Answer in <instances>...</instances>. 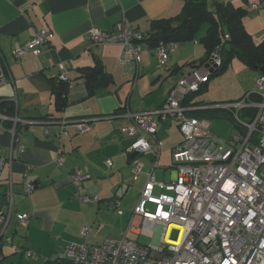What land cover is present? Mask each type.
<instances>
[{"label": "crops", "instance_id": "obj_1", "mask_svg": "<svg viewBox=\"0 0 264 264\" xmlns=\"http://www.w3.org/2000/svg\"><path fill=\"white\" fill-rule=\"evenodd\" d=\"M218 1L246 10L245 30L255 43L264 40V0ZM182 7V0H0V53L12 78L0 88V114L7 117L0 121V156L7 159L0 175V212L6 211L12 190L14 220L18 218L20 224L22 215H30L26 235L21 225L14 232L11 228L15 234L14 245L21 242L19 236H22L26 237L33 257L42 251L56 254L58 249L82 244L84 227L90 231L89 246L106 240L123 241L131 224L124 208L126 195L134 183L141 181V194L147 174L152 171L158 184L174 182L176 172L171 168L170 155L183 141L178 125L172 121L160 124L157 138L151 144L155 149L160 148L158 167L153 169L152 155L140 157L144 170L136 181L131 171V156L127 153L133 140L121 134V129L131 125L128 112L144 113L161 107L178 81L199 65L201 56L206 54L200 45L204 36L198 39L197 35L192 42L176 44L177 49L165 66L155 62L146 44L141 45L138 80L121 64L122 46L90 48L89 36L93 29L112 32L123 22L148 34L153 21L174 18ZM252 13L257 19L251 18ZM41 29L55 36L49 45L42 47L41 55L35 57L29 53L14 59V45L30 42ZM236 60L226 73L210 80L197 101L216 105L239 100L255 90L260 74L245 67L240 60L242 66L234 68L232 64ZM98 62L113 77L114 84L108 83L89 96L79 70L94 67ZM61 63L69 64L70 82L68 106L65 111L57 112L51 87L59 78ZM231 71L234 81L224 82ZM224 84L231 88L226 87L229 91L222 94ZM63 121L69 126V135L61 145L57 135ZM79 122L89 123L91 131L77 133L75 124ZM15 128L16 139L24 146L23 153L15 151L18 145L11 133ZM233 128L232 125L229 141ZM209 130L212 132V122ZM58 158H63L62 166L57 164ZM74 170L88 176L80 192L98 197L99 203L82 205L74 198L77 190L69 180ZM159 170L160 180L156 177ZM27 184L35 187L29 196L24 192ZM156 188L159 187L154 188L153 194ZM112 200L121 202L119 212L108 211V202ZM126 216L127 224H119ZM16 238H19L17 244Z\"/></svg>", "mask_w": 264, "mask_h": 264}, {"label": "built area", "instance_id": "obj_2", "mask_svg": "<svg viewBox=\"0 0 264 264\" xmlns=\"http://www.w3.org/2000/svg\"><path fill=\"white\" fill-rule=\"evenodd\" d=\"M53 37L52 32L41 29L30 42L16 43L12 56L16 60L29 53L39 57L42 47L49 45ZM89 37L90 48L122 46L121 64L129 68L134 79L138 80L142 61L140 46L148 39L147 34L123 22L112 32L93 29ZM176 49L175 43H160L149 51L155 62L165 66ZM219 55L220 50H215L202 68L192 69L183 76L161 107L144 113L128 112L131 125L121 129V134L133 140L127 153L131 156V171L136 181L144 170L140 157L152 155L153 169H157L160 148L155 149L151 144L157 138L161 123L175 121L183 141L170 155L171 168L176 172L174 182L158 184L153 171L149 172L123 241L106 240L100 245L89 246L90 231L84 227L81 233L83 243L68 246L62 257L77 264H264V76L260 75L255 90L238 102L219 103L211 107L184 105L189 96L207 86L211 76L222 67ZM4 63L0 53V88L12 81ZM69 73V64L61 63L59 79L69 83ZM209 108L233 115L234 131L230 141L212 134L210 121L190 115ZM6 119L0 114V121ZM14 121L17 122L16 119ZM65 123H61L62 130L57 135L61 145L69 135V126ZM75 125L79 134L91 131L89 123ZM11 133L18 145L15 151L23 153L24 146L16 139V128ZM6 161L5 156H0V175ZM56 162L62 166L64 161L58 158ZM87 179L88 176L80 170L71 172L69 180L77 190L74 198L82 205L99 203L98 197L80 192L81 184ZM24 187L27 196L35 190L31 184ZM155 187L172 196H154ZM8 196V207L5 212H0V240L10 245L13 243L11 224L16 210L12 190ZM108 209L119 212L121 202L109 201ZM134 221H138V225ZM28 223L30 215H22L19 225L28 228ZM156 233H159L157 245L143 246L129 239L131 234L154 238ZM22 250L19 249L20 254ZM22 253L31 256L25 250Z\"/></svg>", "mask_w": 264, "mask_h": 264}, {"label": "trees", "instance_id": "obj_3", "mask_svg": "<svg viewBox=\"0 0 264 264\" xmlns=\"http://www.w3.org/2000/svg\"><path fill=\"white\" fill-rule=\"evenodd\" d=\"M182 1H184V7H182L183 9L178 16L153 21L152 31L147 34L148 39L145 40L142 45L146 44L147 47L153 49L160 43L184 44L192 42L202 28L207 26L206 34L200 40V45L204 47L206 54L199 62V65L192 69L202 68L204 64L209 62V56H211L215 50L219 49V56H221L223 65L211 76V80L223 75L234 59L240 60L245 67L264 76V40L259 44L255 43L245 30L243 20L244 17L247 16L246 10L234 7L231 3L223 4V2L218 0ZM244 1L246 2L247 0ZM226 36H229V38ZM79 72V74H81V79H83L86 84L85 86L87 87L89 96H93L96 91L107 87L106 84L108 83L114 84L113 77L106 72L105 67L100 62L95 64L94 67L80 69ZM52 86L51 88L53 96L55 97L54 100L57 112H63L68 106L67 98L69 84L57 78L52 82ZM206 90L207 86L203 87L199 92L189 96L184 105L209 107L215 105V103L209 105L196 100L197 97L202 95ZM241 99L231 102H238ZM242 114L245 115L244 113ZM190 115L210 122L217 118L220 121H229L234 126L233 115L221 109L209 108L206 110L194 111ZM130 162L132 163V160ZM11 235L13 237V243L9 245L5 242L8 246H14L15 234ZM20 240L21 242L16 245L15 248L18 252L16 251L12 254V256H19V262L17 261V264H21L20 261H22L23 258L32 259L33 257L31 250L27 247L26 237L21 236ZM4 246V241L0 240V264H6L4 261L10 257L4 253ZM19 249H23L22 252L24 250L30 252L31 256L27 257L26 254L22 252L20 254ZM1 257H3V260H1ZM61 257L62 256H59L53 259V261L49 260L45 264H77L74 260Z\"/></svg>", "mask_w": 264, "mask_h": 264}, {"label": "rangeland", "instance_id": "obj_4", "mask_svg": "<svg viewBox=\"0 0 264 264\" xmlns=\"http://www.w3.org/2000/svg\"><path fill=\"white\" fill-rule=\"evenodd\" d=\"M222 1V0H221ZM251 18H253L254 20L255 19H257L256 18V14L255 13H252V17ZM206 31H207V26L206 27H203L202 28V30L200 31V33L198 34V39H200V37L201 36H205V34H206ZM202 58H204L203 56H201ZM201 61V60H200ZM160 65V64H159ZM231 65V64H230ZM233 65V67L234 68H236V69H238L240 66H242L241 65V63L240 62H238L237 60L232 64ZM230 67V66H229ZM228 70V69H227ZM227 70H226V72H227ZM225 72V73H226ZM220 76H222V75H220ZM219 76V77H220ZM234 79H235V77H234V75H233V72L231 71V72H229V74L227 75V77H225L224 79H223V81L225 82V80H230V81H234ZM226 87H227V84H224V85H222V90H221V92L220 93H224V92H227V91H229L228 89L227 90H225L226 89ZM234 87V86H233ZM227 88H231V87H227ZM168 98V97H167ZM167 100V99H166ZM173 122V124L175 125V126H177L178 124L175 122V121H172ZM212 122V132L216 135V136H219L221 139H224V140H228L227 138L230 136V133H231V128H232V124L230 123V122H228V121H223V122H221L220 120H218L217 118L215 119V120H212L211 121ZM211 132V131H210ZM211 132V133H212ZM160 172H161V170H159L158 172H157V174H156V177H157V179H161L160 178ZM140 184H142L141 183V181H139V182H136V183H134V185H133V187H131V189H130V191H129V193H128V195H126L127 196V202L125 203V209H127V211H128V216H129V219H128V216H126V217H124L122 220H119V224H127V222H128V220H129V223L128 224H130L131 222H132V219H133V217H134V212H135V210H136V208L137 207H135V206H137L138 204H137V201L138 200H140V187H141V185ZM160 193H161V191L159 190V188L157 189H155V191H154V194L156 195V196H158V195H160ZM139 194V195H138ZM165 195H167V196H172V194H169V193H164ZM139 203V202H138ZM109 211V210H108ZM128 219V220H127ZM131 221V222H130ZM138 222V221H137ZM136 221H134V224H136L137 223ZM19 224V221H18V218H16V220H14V222H13V224H12V230H13V232L16 230V229H18L19 228V230L21 229L20 228V225H18ZM137 225H138V223H137ZM128 226V225H127ZM12 230H11V232H12ZM28 230V229H27ZM27 230H25L24 231V235H26V231ZM20 233V232H19ZM176 237V232H174V234H173V238H175ZM20 238V237H19ZM19 238H16V240H15V243L17 244L18 243V241H19ZM130 240H133V241H136L137 242V244H140V245H143V246H150V245H157V243L159 242V233L157 234L156 233V236L154 237V238H150V237H148V236H144V235H142V236H138V235H135V234H131L130 235V238H129ZM82 243H83V239H82ZM4 244H5V246H4V253L6 254V255H8V256H10L9 258H7L6 259V261H4L6 264H17V261L19 262V256H12L11 254H10V252L12 253V250H13V253L14 252H16L17 251V249H15L16 248V245H14V246H8V245H6V243H5V241H4ZM73 245V244H72ZM72 245H70V246H72ZM27 247H28V242H27ZM50 253L51 252H49V254H46V252L45 251H42V254L41 255H39V254H36L32 259H24L23 258V260L22 261H20L21 262V264H45L46 262H47V260L49 261V260H51V261H53V259H55V258H57V257H59V256H62V255H64V254H66V249H64V250H60V249H58L57 250V253L56 254H51L50 255ZM19 264V263H18Z\"/></svg>", "mask_w": 264, "mask_h": 264}, {"label": "bare ground", "instance_id": "obj_5", "mask_svg": "<svg viewBox=\"0 0 264 264\" xmlns=\"http://www.w3.org/2000/svg\"><path fill=\"white\" fill-rule=\"evenodd\" d=\"M176 244H178V242H176Z\"/></svg>", "mask_w": 264, "mask_h": 264}]
</instances>
